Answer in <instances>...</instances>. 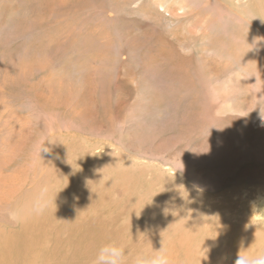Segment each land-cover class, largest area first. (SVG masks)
Masks as SVG:
<instances>
[{
	"label": "bare ground",
	"instance_id": "bare-ground-1",
	"mask_svg": "<svg viewBox=\"0 0 264 264\" xmlns=\"http://www.w3.org/2000/svg\"><path fill=\"white\" fill-rule=\"evenodd\" d=\"M146 72L173 102L141 97ZM180 102L184 135L209 130L195 162L140 160L139 121ZM261 178L264 0H0V264H93L107 243L126 264H235L264 249Z\"/></svg>",
	"mask_w": 264,
	"mask_h": 264
},
{
	"label": "rangeland",
	"instance_id": "rangeland-1",
	"mask_svg": "<svg viewBox=\"0 0 264 264\" xmlns=\"http://www.w3.org/2000/svg\"><path fill=\"white\" fill-rule=\"evenodd\" d=\"M25 38H27V37H24L23 39L26 40ZM23 39H22L21 44H19L21 47L18 45L20 48H22L23 46L26 47V41L27 40L25 42H23L24 41ZM24 43H25V45H24ZM114 46H113V48H111V52H117L116 51L117 50L116 49V45H114ZM143 75L144 76H142V78L143 77L145 78L146 76H147V78L143 79L144 83H146V84L144 85L143 89L140 88V90H139L141 97L142 96L143 97H147L146 95H150V93H151L153 95L154 94L158 95L161 98L162 97L165 98V101H166L167 104L170 103V102H167L168 100L173 102L172 97H175L176 91L175 92H172V91L169 92L168 91V90H173L174 86L172 85V83L169 82L170 80L167 78V76H162L161 77L160 75H158V76L155 75L157 77H155V76L153 77L152 76L153 78L152 77L150 78V76L147 74V72L144 73ZM151 79H153V80L156 79V80L154 82ZM150 84L152 85L153 88H151ZM145 86H146V88H145ZM158 87H159V89H158ZM183 103L184 102H180L181 105L178 104V107H180V110L178 112L175 111L176 108H175V110L167 109V110H172V111H167V110L163 111L162 112L163 114L160 117H155L158 120L157 122H153L152 123V122L145 121V120H140L139 121V122H141V125H142L143 129L142 130L140 129V130H138L136 132L135 141H134V145L133 146H134V149L136 151L135 153H137L140 156L139 157L140 160L145 161V160H149L150 159V161L152 163H154V164H157V162H158L157 165H159V166H163L162 164L165 163L164 167H169V165L171 164V162H173V160H176V161L177 160L178 161L181 160L183 162L186 161L185 163H189L191 160H194L193 162H195L196 159L192 155V149H194L193 147H195V146L193 145L192 142L194 141L195 143H199L200 141L205 140L206 138H208L209 130L207 129V127H205L206 123L203 122V126L200 129V131L199 130H194L192 132L190 131L189 134H186V135L183 134L185 131L184 130L181 131L182 127L179 126L180 124L182 126L183 121H184V118L180 117V113L181 112L183 114L185 113V110L182 107ZM166 107H167V105H166ZM169 108H174V107L171 106V104H170ZM241 108H242V106H240L239 109H238V112H236V113H238V115H243V114L239 113V111H241ZM136 109H138L137 111H140V110L143 109V107H136ZM166 111H167V113H166ZM20 112L24 113V112H26V110L22 109V111L20 110ZM165 114H168V115H165ZM175 114L176 115L178 114L179 115L178 117L181 118V120H179L178 118H174ZM249 114H250L249 121H252V120L256 119L255 115L257 114V112H254V111L250 110ZM161 117H165V118H169V119H168V121H166L167 119H163V118L160 120L159 118H161ZM177 120H179L180 123L179 122L177 123L176 122ZM176 125H178V127ZM190 125L193 126L192 128H197V122L195 121V119L192 120V124H190ZM187 126L188 125H185L184 127H187ZM86 136H88V138L90 137L89 139H92V140H97L98 139L95 131H91L90 134L89 135L86 134ZM126 149H129V148L126 147ZM126 149H125V152H127ZM134 149H131V150H134ZM130 153L133 154L134 152L131 151ZM141 153H142V155L143 154L144 155L147 154V155H149V156L151 155L153 157H151V156L149 157L148 156L149 158H147V157H144V155L142 156ZM144 158H145V160H144ZM190 158H192V159H190ZM195 167H196V169H198V166H195ZM198 172H199V169L197 170V173ZM227 179H228V177H227ZM229 179L236 180V181H239L241 183H250L251 182L250 177H249V173H246V172L244 173L243 179H239L238 176H236V177L234 176L233 177L232 175H231V177L229 176ZM261 179L264 180V178H261ZM206 184L209 185L207 190L204 187H201V186H196V187L198 189L202 190L203 192H206L207 195L211 194L212 196H216L221 191V189H223V187L220 186V184L217 181L208 182ZM227 188H229V185L227 186ZM113 213L115 215L119 214L118 216H121L123 218L126 217V214H127V212L123 211V213H124V215H123V213L120 212L119 210H118L117 214L114 211H113ZM119 221L121 223L122 219L120 218ZM118 227L122 228L121 225H118Z\"/></svg>",
	"mask_w": 264,
	"mask_h": 264
},
{
	"label": "clouds",
	"instance_id": "clouds-1",
	"mask_svg": "<svg viewBox=\"0 0 264 264\" xmlns=\"http://www.w3.org/2000/svg\"><path fill=\"white\" fill-rule=\"evenodd\" d=\"M48 145L55 146V139L49 141L47 137H43L34 145V154L41 157V153H49L52 151ZM58 158V157H57ZM93 264H126L124 249L115 243H107L102 245L96 254ZM134 264H169V259L163 250L157 251L151 256L139 255L136 257ZM235 264H264V249L258 250L255 254H241Z\"/></svg>",
	"mask_w": 264,
	"mask_h": 264
}]
</instances>
